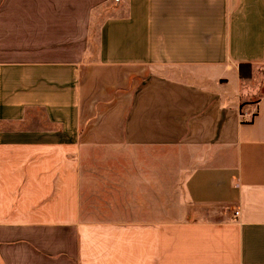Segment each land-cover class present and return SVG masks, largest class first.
Masks as SVG:
<instances>
[{"label": "crops", "instance_id": "crops-1", "mask_svg": "<svg viewBox=\"0 0 264 264\" xmlns=\"http://www.w3.org/2000/svg\"><path fill=\"white\" fill-rule=\"evenodd\" d=\"M258 69L264 0H0V264H264Z\"/></svg>", "mask_w": 264, "mask_h": 264}, {"label": "rangeland", "instance_id": "rangeland-1", "mask_svg": "<svg viewBox=\"0 0 264 264\" xmlns=\"http://www.w3.org/2000/svg\"><path fill=\"white\" fill-rule=\"evenodd\" d=\"M255 75L252 80L242 81L241 84L238 86L236 81L233 78H229V88L231 89L232 93H235L238 90L239 95L242 98H246V101L252 102L255 98L259 97V95L264 92V69L255 70ZM238 88V89H237ZM11 126H8L7 123H0V131L3 132H11ZM99 156L96 160L102 159V152L98 153ZM174 160H196L193 159L197 156L194 150L188 152L183 150H174ZM161 160V158H159ZM124 160V159H121ZM187 174V167L184 165L176 166V178L174 181L175 184V212L171 216L174 220H186L189 218H196L200 220H217L221 219L222 215L220 212L221 209L218 208H207V207H189L182 200V182ZM181 199V200H180Z\"/></svg>", "mask_w": 264, "mask_h": 264}, {"label": "trees", "instance_id": "trees-1", "mask_svg": "<svg viewBox=\"0 0 264 264\" xmlns=\"http://www.w3.org/2000/svg\"><path fill=\"white\" fill-rule=\"evenodd\" d=\"M250 75H251V69H250L249 66H243V65H241V66L239 67V76H240L241 78H246V77H249ZM241 106H242V105H241ZM241 106H240V107H241ZM255 115H256V113H254V114L252 115L250 122L252 121V118H253Z\"/></svg>", "mask_w": 264, "mask_h": 264}, {"label": "built area", "instance_id": "built-area-1", "mask_svg": "<svg viewBox=\"0 0 264 264\" xmlns=\"http://www.w3.org/2000/svg\"><path fill=\"white\" fill-rule=\"evenodd\" d=\"M238 215V212L236 211L235 213H234V216H237Z\"/></svg>", "mask_w": 264, "mask_h": 264}]
</instances>
